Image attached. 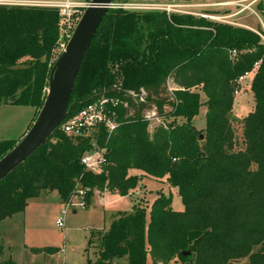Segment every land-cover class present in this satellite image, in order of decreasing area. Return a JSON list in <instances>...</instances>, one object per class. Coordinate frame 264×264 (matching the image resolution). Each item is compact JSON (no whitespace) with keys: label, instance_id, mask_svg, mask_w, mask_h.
Segmentation results:
<instances>
[{"label":"trees","instance_id":"obj_1","mask_svg":"<svg viewBox=\"0 0 264 264\" xmlns=\"http://www.w3.org/2000/svg\"><path fill=\"white\" fill-rule=\"evenodd\" d=\"M256 4L264 21V0ZM60 20L58 9L0 5V105L34 108L33 122L47 96ZM256 62L260 65L251 82L255 107L242 121L244 148L238 149L230 114L237 81ZM168 80L176 86L173 102L160 96ZM99 94L120 101L118 129L109 135L102 128L93 139L105 150L102 171L94 173L82 164L94 148L92 139L68 136L60 127L0 183V224L25 212L44 190L57 191L66 205L84 192V208H89L95 191L127 197L142 178H152L177 190L183 211L172 207V194L160 192L149 217L148 207L138 203L131 213L118 212L108 229L90 233L86 264H231L245 258L249 264H264L260 36L251 28L190 14L110 9L79 72L73 112ZM76 97L80 102H74ZM153 106L165 121L151 131L145 111ZM202 106L206 126L198 129L194 120ZM18 142L0 140V160ZM3 252L0 246V257Z\"/></svg>","mask_w":264,"mask_h":264},{"label":"rangeland","instance_id":"obj_2","mask_svg":"<svg viewBox=\"0 0 264 264\" xmlns=\"http://www.w3.org/2000/svg\"><path fill=\"white\" fill-rule=\"evenodd\" d=\"M137 1L142 4H168L172 0H164L165 3H163L162 0ZM217 1L223 2L227 0ZM186 2V0H177V4ZM248 2L249 1L244 4H247ZM52 3L53 2L49 0H0V5L9 7L21 6L53 9L52 7H49ZM174 3L175 2L169 4ZM191 3L199 4L206 3V1L193 0ZM222 4L224 5L210 7V9H217L215 11L205 10L207 9V6H198L189 10L198 14L210 13L225 16L237 13L241 9L240 6L235 4ZM240 4L242 5V3ZM256 5L257 4L253 6L255 11L246 10L239 16L233 15L229 21H235L236 23L242 25V27L247 26L252 30L260 29L262 24H264V21L261 15L257 13L255 9ZM85 6L86 4L84 3H75V7L71 11L69 18L60 16V37L58 40V46L54 51L52 63H55L71 39L80 20L79 18L83 15ZM137 11L149 10L141 9ZM175 89L176 86L173 82L168 80L165 88L166 91L160 96L168 97V102H173L175 98L173 91ZM45 92L47 95L48 87H46ZM141 94L144 97L147 96L146 91H142ZM201 96V101L204 103L206 101V97L204 94H201ZM74 102L76 103L80 101L76 97ZM254 107L255 101L251 92V87H247L245 85L240 88L238 87L235 96L234 108L230 114V121L235 131L236 139L239 143L238 149L244 148V145L242 144V121L250 112L254 110ZM27 109L29 110H23L22 112L15 110L5 113L4 110H0V120H6L11 125L5 131L7 132L10 130L8 132V136H12L11 138L14 140H18V137L16 136L18 131H22L23 129L22 121L26 120L28 111L34 110L35 112V109L32 107H28ZM164 110L166 114L171 112V106L169 103L165 105ZM206 110V106H202L199 115L194 120V124L198 129H203L206 126ZM159 114L160 113L156 106H153L151 109L145 111L146 117L151 120V131L153 128L161 125L163 121H165V119ZM35 116L36 115H34V118ZM168 121L171 122L172 120L169 119ZM179 122L181 123L183 120L180 119ZM3 129L4 127H0L1 133H5ZM88 137L92 139L93 146L95 144V148H97V143L93 140L96 137V133H92ZM160 192H164L167 195L172 194V207L176 211H183L184 205L181 197L177 193V190L170 188L166 181H157L152 178H142L137 188L132 191V195L127 197H123L119 194H113L110 191H95L92 198V204L89 208H83L81 206V203L84 202L87 197L83 192H78L77 196H74L71 199V206L69 207V210H66V204L62 202L57 191L44 190L40 193L39 198L37 197L31 199L28 202V207L25 212L17 214L11 219H7L0 227V245L4 247V252L0 257V262L12 259L17 264H86L87 254L85 250L87 248L90 233L94 229H108L113 218L118 212L131 213L137 203L148 207L147 211L149 217L150 206ZM60 218L64 221V227L62 228L57 225V221ZM46 248H55L56 250L54 253H52V250L48 249L45 252L43 249ZM256 250H258V248ZM121 264H126V262L123 260ZM149 264H151V262ZM176 264L192 263L176 262ZM231 264H249V259L245 258L232 262Z\"/></svg>","mask_w":264,"mask_h":264},{"label":"water","instance_id":"obj_3","mask_svg":"<svg viewBox=\"0 0 264 264\" xmlns=\"http://www.w3.org/2000/svg\"><path fill=\"white\" fill-rule=\"evenodd\" d=\"M115 3L116 0H92L86 6L65 50L51 69L48 93L36 120L17 145L0 160V183L48 142L74 108L72 94L84 59L102 21ZM189 254L183 253L185 256Z\"/></svg>","mask_w":264,"mask_h":264},{"label":"built area","instance_id":"obj_4","mask_svg":"<svg viewBox=\"0 0 264 264\" xmlns=\"http://www.w3.org/2000/svg\"><path fill=\"white\" fill-rule=\"evenodd\" d=\"M53 3L49 5L53 9H58L59 14L61 17H70L71 11L75 7V2L72 0H49ZM88 4H86L87 6ZM224 5V4H220ZM85 6V8H86ZM241 7L242 12L246 10H251L250 6H243L238 5ZM84 8V9H85ZM194 8V6L190 5H177V4H139V3H115L112 9H122V10H130V11H137V10H160L166 11L168 14L171 13H179V14H190L199 16L202 18L220 21L224 23H229L233 25L242 26L235 21H229L232 16L225 15H209L207 13H194L191 12L189 9ZM81 9V8H80ZM252 11V10H251ZM81 17V16H80ZM67 18V19H68ZM248 28V27H247ZM255 31L262 42L264 43V24H262L261 30H253ZM66 48V46H65ZM65 50V49H64ZM236 52L232 53V56H236ZM260 62H256L253 68L242 75L237 83L238 87L242 86H250L251 82L259 68ZM120 106V101L108 97L106 95L102 96H95L90 100L86 105H84L81 109L73 112L71 110L68 117L61 125V130L68 136L71 137H88L92 133H98L102 128H105L109 135L113 134L119 127L118 123V112L117 108ZM94 148L87 152L84 157L82 158V164L86 167L87 170L92 171L94 173H100L102 171L103 165L105 164V157L104 153L105 150H101ZM84 193V192H83ZM71 204L66 205V210H69ZM81 206L84 208V202L81 203ZM57 225L62 228L64 227V221L62 218L58 219Z\"/></svg>","mask_w":264,"mask_h":264},{"label":"crops","instance_id":"obj_5","mask_svg":"<svg viewBox=\"0 0 264 264\" xmlns=\"http://www.w3.org/2000/svg\"><path fill=\"white\" fill-rule=\"evenodd\" d=\"M193 0H189V1H187L186 3H178L177 4V0H172V1H170L169 3H172V2H175L177 5H190V6H194V7H198V6H207V9H205V10H214V9H210V7H215V6H220V4H222V3H230V4H235V5H240V3H242V5L243 6H247V5H249L250 6V9L252 10V11H255L254 9H253V6L256 4V2H257V0H227V1H217V0H205L206 1V3H199V4H192L191 2H192ZM247 1H249L247 4H244L245 2H247ZM162 2L163 3H165V1L164 0H162ZM200 2V1H199ZM168 3V2H167ZM168 3V4H169ZM174 3V4H175ZM139 4H142V3H139ZM148 4V3H147ZM151 4V3H150ZM157 4V3H156ZM158 4H161V3H158ZM215 10H217V9H215ZM214 10V11H215ZM211 12V11H210ZM243 12H245V11H243ZM242 12V10L240 9L237 13H234V14H229L230 16H232V15H235V16H239L240 14H242L243 13ZM247 27V26H246ZM248 28H250V27H248ZM0 108H2V109H0V110H4V113L5 112H9V111H19V112H22L23 110H29V109H27L28 107H24V106H13V105H0ZM34 115H35V112H34V110H32V111H28V114H27V117H26V120L25 121H22L23 122V129H22V131H18V134H17V136L16 137H18L17 139L18 140H21L22 139V137L26 134V132L28 131V129L30 128V126L32 125V122H33V120H34ZM11 125L8 123V121H6V120H4V121H2V120H0V127H4V131L5 130H7V128L8 127H10ZM2 131V130H1ZM10 130H8L7 132L5 131V133H7V134H5V133H1L0 132V140H14L13 138H11L12 136H8L9 134H8V132H9ZM39 198V197H38ZM28 207V206H27ZM20 214V213H19ZM17 215V214H16ZM15 216V215H14ZM13 217V216H12ZM12 217H10V218H7V219H11ZM7 219H5L1 224H0V227L3 225V223L7 220ZM8 243V242H7ZM8 245V244H7ZM1 246V245H0ZM3 247V246H2ZM4 248V247H3Z\"/></svg>","mask_w":264,"mask_h":264}]
</instances>
